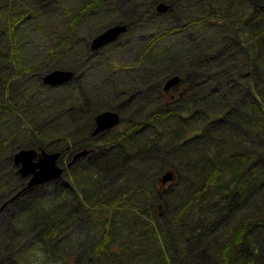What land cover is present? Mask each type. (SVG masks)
Masks as SVG:
<instances>
[{
	"label": "trees",
	"instance_id": "1",
	"mask_svg": "<svg viewBox=\"0 0 264 264\" xmlns=\"http://www.w3.org/2000/svg\"><path fill=\"white\" fill-rule=\"evenodd\" d=\"M121 1H134L138 18H120ZM162 1L172 4L165 15L156 0H0L6 62L76 74L14 89L0 65V264H264V1ZM175 9L179 28L167 21ZM106 13L127 32L98 51L87 43L82 56L80 32ZM109 109L123 125L92 136ZM61 129L98 152L25 189L14 152L63 151L62 164L71 151ZM167 171L175 177L164 184Z\"/></svg>",
	"mask_w": 264,
	"mask_h": 264
},
{
	"label": "water",
	"instance_id": "2",
	"mask_svg": "<svg viewBox=\"0 0 264 264\" xmlns=\"http://www.w3.org/2000/svg\"><path fill=\"white\" fill-rule=\"evenodd\" d=\"M157 10L160 12H167L169 5L161 2L157 5ZM128 29L126 23H116L96 36H94L90 43V48L97 51L104 46L116 41ZM75 76V72L70 69L56 68L47 72L44 75V82L50 85H62L70 82ZM181 81L179 74L167 78L164 82V91L169 92L174 86ZM121 121L120 113L113 110H104L96 116V128L94 133L101 132L106 129L113 128L119 125ZM90 149H83L77 152L69 166L88 155ZM61 153L58 151L38 150L35 147L22 148L14 155V161L20 165L19 171L22 176H31L26 188L36 186L51 180L59 179L64 171V168L58 163ZM174 172H167L160 179L162 183L166 184L172 181Z\"/></svg>",
	"mask_w": 264,
	"mask_h": 264
},
{
	"label": "rangeland",
	"instance_id": "3",
	"mask_svg": "<svg viewBox=\"0 0 264 264\" xmlns=\"http://www.w3.org/2000/svg\"><path fill=\"white\" fill-rule=\"evenodd\" d=\"M139 4H140V2H139ZM120 5L122 6V8L119 11V15L122 16L120 18H124L125 19L126 16H129L130 18H132V17L138 18L140 12H139L138 8L136 7L137 4L134 1H132V2L131 1H121ZM150 6H151L150 3H147V4L143 5V7H150ZM108 14H110V13H106V14H103V15H100V16L92 18L90 20V22L85 26V28H83V30L80 32L81 35H82V39L84 41V44H83L84 52L81 53L82 56L88 57V55H90L86 51L85 45L87 43H89V46H90L92 38L96 35L95 32L98 29H101V28H103V30H104L107 27L108 24H114L115 23V22L111 23L110 22V18L104 16V15H108ZM173 15L174 14L168 16L167 21L169 23H171V24L174 23L175 25H177L178 23L175 22V20H174L175 18L173 17ZM27 34H28V36L31 39L34 38V27L31 24H30V27L27 28ZM6 39H7V32L3 28L0 27V43L5 42ZM34 39L38 41L39 38H34ZM49 47H50V42L49 41H45L43 43V49H47ZM49 53H51V50L37 49V50H35L33 52L34 56L37 59H39V60L48 59L49 58ZM5 54H6V52L4 50H1V46H0V65H3L5 69L8 68V72L7 73L12 78L8 82V84L12 85L14 89L17 88V86H18L17 81L21 82L24 79H27L29 77L37 78L36 76L42 75L41 76V80H42V82H44L43 78H44V75H45V70L43 71L40 68L42 66H44L45 64H47L48 62H29V65H26L27 62H25V64L23 66L16 67V62H6L4 60V55ZM111 56L115 60L116 58H118L120 56H123V53L117 51L114 48L112 50ZM79 76H82V78L84 77L83 75H79ZM17 92H18L19 96L25 95L24 92H21V91H17ZM5 96H7V94H5ZM70 116L72 118H76L75 114H72ZM121 125H123V124H121ZM45 136L49 140H51V135L49 134V132H46ZM65 139H71V138H68L66 136V133L64 132V130L61 129L60 140H65ZM71 143H72V140H71ZM16 145L17 144L14 143V148L16 147ZM67 146H68V144H67ZM70 149L72 150L73 154H76L77 152L80 151L79 148H75L74 146H70ZM15 153H16V151L14 152V154ZM42 190H44V189H42ZM76 237H75V241H78L80 236L78 234H76Z\"/></svg>",
	"mask_w": 264,
	"mask_h": 264
},
{
	"label": "flooded vegetation",
	"instance_id": "4",
	"mask_svg": "<svg viewBox=\"0 0 264 264\" xmlns=\"http://www.w3.org/2000/svg\"><path fill=\"white\" fill-rule=\"evenodd\" d=\"M162 0H156V4L154 5V12H157V8H156V6H157V4L159 3V2H161ZM174 1V0H173ZM175 1H177V3H175V4H179L178 2H179V0H175ZM208 1V0H207ZM213 2L214 1H221V4H223V5H229V4H232V3H239L241 0H212ZM264 1V0H263ZM164 2H166V1H164ZM170 4V3H169ZM171 6H170V9H171V7H172V4H170ZM170 9H169V11H170ZM168 11V12H169ZM168 12H166V13H164L163 15H165V14H167ZM158 13V12H157ZM160 14V13H159ZM174 17L176 18V23H178L177 25H176V28H179V27H182L183 25H184V20H183V18H182V16L180 15V13H179V11L177 10V9H175L174 10ZM118 23H122V22H118ZM114 24H116V23H114ZM113 25V24H112ZM128 25V24H127ZM121 37V36H120ZM119 37V38H120ZM118 38V39H119ZM117 39V40H118ZM111 44V43H110ZM109 45V44H108ZM108 45H106V46H108ZM106 46H104V47H106ZM103 47V48H104ZM91 49V48H90ZM102 49V48H101ZM92 50V49H91ZM100 50V49H99ZM94 51V50H93ZM80 63V65L81 66H83L85 63H87V62H79ZM75 76H76V74H75ZM82 80V76H78V83L80 84V82L79 81H81ZM44 84H46L45 82H43ZM46 85H48V84H46ZM81 119H82V117L80 116V113H76V118H74V120H75V122H76V124H77V126L79 127L80 125H81ZM83 120V119H82ZM94 122H95V124H94V127L92 128V130H91V132H90V134L93 136L94 135V130H95V128H96V117H95V120H94ZM114 128V127H113ZM113 128H111V129H106V130H103V131H101V134H108L109 132H110V130H112ZM64 130V129H63ZM81 131V130H80ZM65 132V131H64ZM81 133V132H80ZM76 134V133H75ZM74 134V135H75ZM80 136H81V138H80ZM80 136H78V135H76V136H74V138L73 139H65L64 141L68 144V147H67V149H69L70 151H71V153L70 154H67L66 155V158H64V162H65V167H68V169H71L73 166H71V167H69L68 166V163L72 160V157H73V152H72V150L70 149V146H74L75 148H79V150L80 149H83V148H90V149H93V147L94 146H92V147H83V148H81V146L79 147V142H80V139H81V143L82 142H86V144H89L90 142H88L89 140L88 139H83V136L80 134ZM87 137H89V135H86ZM71 140H72V143H71ZM96 150H93V155H95V153H97L98 152V148H95ZM62 153L64 154V152L62 151ZM92 156V155H91ZM19 166V168H20V165H18ZM64 166V165H63ZM65 167H64V172H65ZM64 174V173H63ZM27 177V182H29V180H30V175L29 176H26ZM46 183H48V182H45V183H42V184H38V185H36V186H32V187H29L28 189H30V190H32V189H35L37 186H41V185H44V184H46ZM20 194H22V193H20Z\"/></svg>",
	"mask_w": 264,
	"mask_h": 264
},
{
	"label": "bare ground",
	"instance_id": "5",
	"mask_svg": "<svg viewBox=\"0 0 264 264\" xmlns=\"http://www.w3.org/2000/svg\"><path fill=\"white\" fill-rule=\"evenodd\" d=\"M163 2H164V1H163ZM157 12L160 13V14H164L163 12H160V11H158V10H157ZM109 110H113V111L118 112L117 110H114V109H109ZM118 113H119V112H118ZM120 116H121V115H120ZM99 133H101V132H98V133H96V134L94 133V135H97V134H99ZM103 136H105V135H103ZM83 149H86V148H83ZM83 149H80V151L83 150ZM58 152H60V153H61V156H62V152H61V151H58ZM73 157H74V154H73ZM73 157H72V159H73ZM167 172H169V171H167ZM167 172H165L162 176H164ZM171 172H173V171H171ZM162 176H161V177H162ZM51 181H52V180H51Z\"/></svg>",
	"mask_w": 264,
	"mask_h": 264
}]
</instances>
